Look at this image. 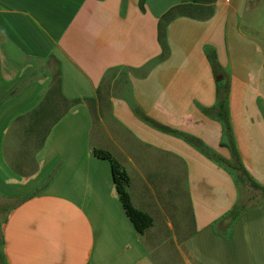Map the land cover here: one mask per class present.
<instances>
[{"label":"crops","instance_id":"obj_1","mask_svg":"<svg viewBox=\"0 0 264 264\" xmlns=\"http://www.w3.org/2000/svg\"><path fill=\"white\" fill-rule=\"evenodd\" d=\"M95 148L127 171L144 232ZM231 169L263 191L264 2L0 0L7 264H264V201L231 220Z\"/></svg>","mask_w":264,"mask_h":264},{"label":"trees","instance_id":"obj_2","mask_svg":"<svg viewBox=\"0 0 264 264\" xmlns=\"http://www.w3.org/2000/svg\"><path fill=\"white\" fill-rule=\"evenodd\" d=\"M190 2L195 3L197 0H189ZM175 9L173 8L172 10L168 11L162 19L168 18L169 15L173 13ZM208 12H211L208 11ZM59 79L56 78V84H54V87L52 89V95H58L59 94ZM78 101V100H75ZM218 115L220 119L224 122L226 134L228 137V144L233 147L234 149V138L232 136V131H231V126H230V121H229V113H228V101L227 97H223L222 100L220 101L219 107H218ZM235 151V150H233ZM236 153V152H234ZM94 155L97 156L98 158L102 159H107L110 161L111 166H112V175H113V180L116 186V190L118 192L120 201L122 203V206L124 208V211L130 221L133 223L135 228L139 232H144L146 229H148L152 224H153V218L151 215L148 213L138 209L137 207L134 206V204L131 201L130 194L127 190V187L130 183V177L127 173V171L123 168V166L120 164V162L113 156V154L105 149H94ZM238 156V155H236ZM233 167L237 168H242L239 167V165H234ZM253 185L255 187H258V184L253 182ZM264 192V188H263ZM246 209L244 204L238 205L235 208L232 209L230 213V219L234 220L236 217H238L244 210ZM5 257V254H1L0 252V264H7L6 261L2 262V257Z\"/></svg>","mask_w":264,"mask_h":264},{"label":"rangeland","instance_id":"obj_3","mask_svg":"<svg viewBox=\"0 0 264 264\" xmlns=\"http://www.w3.org/2000/svg\"><path fill=\"white\" fill-rule=\"evenodd\" d=\"M264 2V0H253V5L256 3H261ZM192 3H189V10L188 12L194 8V4L191 5ZM186 11L187 9L185 7H183V9H175L173 11V13L171 15H176L178 13H180L181 11ZM169 15V16H171ZM165 20H162V23L160 24V31L161 34H163V25H164ZM45 62L50 63L52 69L54 70V76H56L57 74V65L55 64V61L53 58H48V60L46 59ZM227 80V79H225ZM92 105V104H91ZM97 103L94 102L92 107H93V112H94V117H95V124L94 127H99L101 126V122L99 120V116H98V108H97ZM101 109V114H103V110L106 111L108 113V111L106 109H108L106 106H102ZM231 124V123H230ZM231 126V125H230ZM226 132V131H225ZM229 146V144H228ZM230 149V146L228 147ZM117 156V154H115ZM118 158L120 156H117ZM120 159V158H119ZM237 169V168H236ZM232 170V169H231ZM234 175L236 176L238 185H239V189H240V200H242V202H244L245 207H250V206H254L257 205L259 203H261L262 201H264V192L261 191L260 189L254 187V186H250V178L246 175V173L244 174V172H239L237 170H232ZM242 171V170H241ZM5 219V216L2 217V219H0V252L1 254H5L4 253V245H3V241H2V234H1V224H3V221ZM6 261V256L2 257V262Z\"/></svg>","mask_w":264,"mask_h":264}]
</instances>
